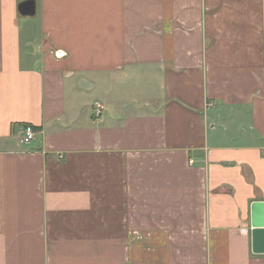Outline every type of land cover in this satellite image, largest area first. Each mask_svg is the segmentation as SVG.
Instances as JSON below:
<instances>
[{"label": "crops", "instance_id": "crops-1", "mask_svg": "<svg viewBox=\"0 0 264 264\" xmlns=\"http://www.w3.org/2000/svg\"><path fill=\"white\" fill-rule=\"evenodd\" d=\"M24 1L0 0V264H264V0Z\"/></svg>", "mask_w": 264, "mask_h": 264}, {"label": "water", "instance_id": "water-1", "mask_svg": "<svg viewBox=\"0 0 264 264\" xmlns=\"http://www.w3.org/2000/svg\"><path fill=\"white\" fill-rule=\"evenodd\" d=\"M18 10L24 17H36L37 3L35 0H26L19 4ZM251 225L254 252L264 253V202L252 204Z\"/></svg>", "mask_w": 264, "mask_h": 264}, {"label": "built area", "instance_id": "built-area-1", "mask_svg": "<svg viewBox=\"0 0 264 264\" xmlns=\"http://www.w3.org/2000/svg\"><path fill=\"white\" fill-rule=\"evenodd\" d=\"M95 109H96L97 115H100L105 110V106L101 103H97ZM38 134H39V131L34 126L25 125L22 128V132H21V139H20L21 144L23 145L31 144L33 141L36 140Z\"/></svg>", "mask_w": 264, "mask_h": 264}]
</instances>
